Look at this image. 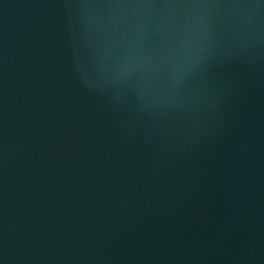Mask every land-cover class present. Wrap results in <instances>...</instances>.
<instances>
[{
    "label": "water",
    "instance_id": "1",
    "mask_svg": "<svg viewBox=\"0 0 264 264\" xmlns=\"http://www.w3.org/2000/svg\"><path fill=\"white\" fill-rule=\"evenodd\" d=\"M0 264H264V0H0Z\"/></svg>",
    "mask_w": 264,
    "mask_h": 264
}]
</instances>
